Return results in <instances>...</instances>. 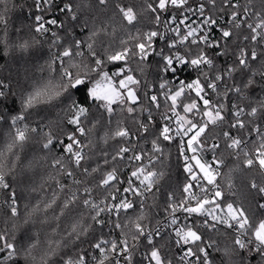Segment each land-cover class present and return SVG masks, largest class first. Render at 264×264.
<instances>
[{"label":"snow or ice","instance_id":"obj_1","mask_svg":"<svg viewBox=\"0 0 264 264\" xmlns=\"http://www.w3.org/2000/svg\"><path fill=\"white\" fill-rule=\"evenodd\" d=\"M0 4L3 56L43 60L30 85L0 78V264H264V0H32L12 32ZM172 145L185 178L164 193L165 237ZM26 146L58 191L22 214ZM61 197L59 238L41 240L36 214Z\"/></svg>","mask_w":264,"mask_h":264},{"label":"trees","instance_id":"obj_2","mask_svg":"<svg viewBox=\"0 0 264 264\" xmlns=\"http://www.w3.org/2000/svg\"><path fill=\"white\" fill-rule=\"evenodd\" d=\"M8 7L11 9L9 11L10 26L9 31L12 32L13 25L19 27L21 22L28 23L33 19L34 8L32 7V0H7ZM258 3V2H257ZM15 6V7H13ZM3 5L0 4V8ZM59 15V13H55ZM2 35V33H0ZM13 35L15 33L13 32ZM44 51H47V46L45 45ZM39 63H43L42 59L37 56L32 58H27L16 54L14 56L4 57L3 48L0 46V78H9L13 82V86L17 83L23 84L25 86L30 85L33 80H38L41 73L35 66ZM219 62V61H218ZM153 63L154 61H150ZM188 75V74H187ZM28 77V79H26ZM5 129L0 127V151L5 149L6 137L4 135ZM20 155L21 159L18 161V167L14 173L16 177V187L18 195L20 196V207L21 213L23 214L24 205L28 204L29 207L40 202L41 209L43 208V203L52 197L53 192L58 191L56 184L53 180L49 179L50 173L54 175L52 170L48 168L44 161L40 159L43 153L38 150L33 149L30 146H26L22 151L20 149L16 150ZM14 156H9V160H14ZM31 162V165H30ZM30 165V166H29ZM10 166V165H9ZM165 172V177L161 181V193L159 196L160 207L154 211L158 215H154L152 219V226L156 225V220H161L164 217L163 206L165 200V191L173 190L178 184L185 178V174L182 171V161L177 159V152L175 145L171 146V156L168 160H165L163 165H157V168H161ZM222 172H226L227 168H222ZM237 193L238 196L242 197L245 192L241 184L239 174L236 176ZM35 189V191H32ZM62 203V197L58 201V204L53 206L46 215L48 218V223L42 224L41 221L45 219V213L43 211L36 214V224L33 231H39L41 234V240L46 237L52 239H58L59 237L52 233V228H55L57 221L53 219L55 215L59 214V204ZM78 210L69 211L64 217H61L59 221V232H63L65 227L70 223L71 219L77 214ZM107 231V229H105ZM166 235L165 237H167ZM160 240H158L159 242ZM145 242H141V251H143V245ZM86 246V245H85ZM174 251V247L172 248ZM211 251V250H210ZM215 255V254H214ZM140 254H137V260H140ZM219 258V257H217ZM53 259L59 260V257H54Z\"/></svg>","mask_w":264,"mask_h":264},{"label":"built area","instance_id":"obj_3","mask_svg":"<svg viewBox=\"0 0 264 264\" xmlns=\"http://www.w3.org/2000/svg\"><path fill=\"white\" fill-rule=\"evenodd\" d=\"M59 2H60V0H57V3H59ZM196 2H197V0H190V3L193 6H195ZM241 2H243V0H241ZM256 2H258V0H256ZM177 15H179V14H177ZM188 15H189V22H192V21L199 22L198 14H195V15L194 14H188ZM169 16H170V13H163L162 14V19H165V18H167ZM159 30L161 32H166V29L163 26H161ZM211 35L212 36L218 35V31L216 29H213ZM164 43H165L164 41L157 40V46L158 47H162ZM224 59H225L224 57H221L219 62H223ZM187 74L188 73H184L183 75L184 76H187ZM209 157H210V153H209ZM153 227H156V225H154ZM159 227L161 229V233H162L163 236L169 235V233L171 232V229L170 228L165 227V221L163 220V218L161 219V224L159 225ZM156 239H157V241L160 240L159 237H157ZM142 242H145L146 243V241H143V240H142ZM174 251H175V253L177 255L180 254V249L174 247Z\"/></svg>","mask_w":264,"mask_h":264}]
</instances>
